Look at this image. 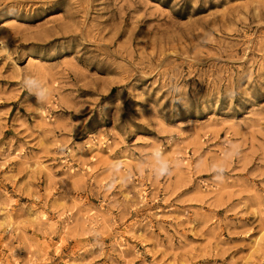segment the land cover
<instances>
[{
	"label": "rangeland",
	"instance_id": "rangeland-1",
	"mask_svg": "<svg viewBox=\"0 0 264 264\" xmlns=\"http://www.w3.org/2000/svg\"><path fill=\"white\" fill-rule=\"evenodd\" d=\"M0 264H264V0H0Z\"/></svg>",
	"mask_w": 264,
	"mask_h": 264
},
{
	"label": "clouds",
	"instance_id": "clouds-1",
	"mask_svg": "<svg viewBox=\"0 0 264 264\" xmlns=\"http://www.w3.org/2000/svg\"><path fill=\"white\" fill-rule=\"evenodd\" d=\"M164 173L163 172H161L159 175H163ZM219 178V177H218Z\"/></svg>",
	"mask_w": 264,
	"mask_h": 264
}]
</instances>
